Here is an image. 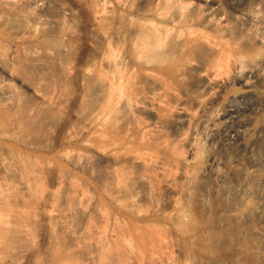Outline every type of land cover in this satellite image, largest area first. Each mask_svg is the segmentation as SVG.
<instances>
[{
  "label": "bare ground",
  "instance_id": "bare-ground-1",
  "mask_svg": "<svg viewBox=\"0 0 264 264\" xmlns=\"http://www.w3.org/2000/svg\"><path fill=\"white\" fill-rule=\"evenodd\" d=\"M0 264H264V0H0Z\"/></svg>",
  "mask_w": 264,
  "mask_h": 264
}]
</instances>
